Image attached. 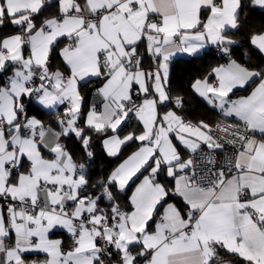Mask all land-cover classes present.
<instances>
[{"label":"snow or ice","instance_id":"6c2138e0","mask_svg":"<svg viewBox=\"0 0 264 264\" xmlns=\"http://www.w3.org/2000/svg\"><path fill=\"white\" fill-rule=\"evenodd\" d=\"M0 264H264V0H0Z\"/></svg>","mask_w":264,"mask_h":264},{"label":"trees","instance_id":"16d2710c","mask_svg":"<svg viewBox=\"0 0 264 264\" xmlns=\"http://www.w3.org/2000/svg\"><path fill=\"white\" fill-rule=\"evenodd\" d=\"M261 17L259 14L253 18V23H260ZM225 61L220 58V54L216 51L214 46H210L206 51H202L198 57H189L187 55L176 56L173 60L172 67V81L173 87L184 93L186 98V114L188 118L196 120L198 118L215 119V115L207 113L203 105L200 103L199 98L192 94L188 85L193 78L203 75L210 70L211 67L216 66L218 63ZM238 93H244L243 91ZM116 161L113 158H105L98 160L93 166L92 171L98 173L105 171L115 165ZM223 255V254H222ZM225 257H229L224 255ZM230 258V257H229Z\"/></svg>","mask_w":264,"mask_h":264},{"label":"crops","instance_id":"0c3cea01","mask_svg":"<svg viewBox=\"0 0 264 264\" xmlns=\"http://www.w3.org/2000/svg\"><path fill=\"white\" fill-rule=\"evenodd\" d=\"M208 47H210V46H208ZM179 55H186V54H177V56H179ZM238 95H241V94H245V93H237ZM224 259H230L229 257H225Z\"/></svg>","mask_w":264,"mask_h":264}]
</instances>
